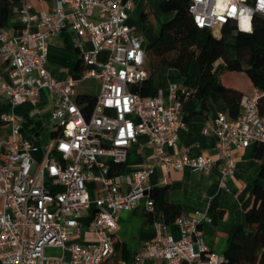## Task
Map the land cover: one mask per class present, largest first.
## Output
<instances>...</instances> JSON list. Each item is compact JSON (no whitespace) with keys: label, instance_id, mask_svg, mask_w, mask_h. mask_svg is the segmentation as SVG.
<instances>
[{"label":"built area","instance_id":"2783aa9c","mask_svg":"<svg viewBox=\"0 0 264 264\" xmlns=\"http://www.w3.org/2000/svg\"><path fill=\"white\" fill-rule=\"evenodd\" d=\"M259 2L190 0L189 11L197 27L217 37L219 31L221 37L222 28L232 23L239 31L253 32L255 15H264ZM18 7L23 26L17 37L0 34V101L10 106V111L0 113L10 128L6 138H0V264H111L121 214L143 200L148 212L155 211L149 186L154 166L208 172L219 162L225 188L236 170L234 149L264 144L262 94L255 90L242 98L237 120L219 112L209 127L219 140L218 160L168 151L178 144L184 100L190 93L176 84L155 97L133 91L150 77L144 36L129 24L134 0H56L52 9L40 11L21 0ZM35 24L43 30L32 31ZM70 27L77 35L88 33L93 49L83 50L78 40L85 69L80 78L61 80L48 69L49 38ZM89 78L99 79L101 88L86 115L77 90ZM44 92L55 98L49 121L57 136L37 162L40 149L25 135L24 119L13 110L25 103L37 107ZM142 137L154 148V163L130 175L113 172L112 166L123 165ZM93 204L89 229L95 242H71ZM175 223L178 238L157 221L155 238L136 261L121 264L224 263V255L210 251L203 238V225L213 224L209 210L181 215ZM47 249L60 253L48 256Z\"/></svg>","mask_w":264,"mask_h":264},{"label":"crops","instance_id":"0c3cea01","mask_svg":"<svg viewBox=\"0 0 264 264\" xmlns=\"http://www.w3.org/2000/svg\"><path fill=\"white\" fill-rule=\"evenodd\" d=\"M157 1L159 0H134L135 7L131 12L129 24L136 27L138 32L144 36V39L143 28H148L146 24L142 25L139 18L133 17L132 14H135L136 17L141 12L142 15L145 14L147 22L150 24L149 27L152 28L153 21H158L159 17L158 9L154 7ZM29 2L35 11L50 10L56 4V0H44L43 3L36 0H29ZM18 6L16 5L13 8L9 26L0 30V34L6 33L10 39H15L23 26ZM96 18H99V15ZM31 30L37 32L43 29L35 24L31 27ZM160 33L149 36L150 43L156 40ZM78 40L82 43L83 50L90 51L93 49L88 33L77 35L71 27L50 36L48 69L55 78L66 79L78 73L77 69L79 67L85 69L83 50L77 43ZM147 45L145 39V47ZM234 75L238 81L245 77L242 74ZM178 80L179 77L176 74L169 72L170 84H176L183 89V85H180ZM100 88L101 85L99 84L98 93L95 95L91 92H85L82 95L97 97ZM250 88L252 87L250 86ZM243 92L246 93L244 89ZM189 93L190 95L184 100L183 126L179 131L178 144L173 148H169L168 151L174 155L187 154L193 157L205 155L218 160L219 140L215 134L210 132L209 127L215 123L219 110L213 100L204 102L195 96L194 90H190ZM80 96L77 90V100ZM25 104L18 105L13 111L15 115L24 119V123L29 119L33 121L32 127L36 129V133H31L33 137L30 138L25 127L24 132L28 139L40 149L35 154V160L40 162L47 146L43 148L45 140L41 138L42 124H35L34 119L37 115L43 114L49 122L50 112L55 106V98L44 92L37 107L30 103L35 107V113L21 112ZM85 106L82 107L85 108ZM0 108L2 109L1 113L10 111V106L4 101H0ZM17 110L20 112L18 113ZM5 131V134H2L0 138H6L10 128L7 126ZM53 133H56L54 128L48 134L50 139L53 138ZM154 153L153 146L149 144L147 138L142 137L139 143L129 150L127 161L121 165V174L124 176L130 175L136 170L152 165L154 163ZM233 156L236 161V170L227 181L225 188L221 186L222 174L219 162L208 172L191 169L178 171L168 169L163 165H156L149 178L151 189L168 187L166 198L170 203L181 207V215H191L195 211H208L213 201L218 204V209L225 213L224 218L215 224H204L202 230L205 244L209 250L223 255L234 232L237 228L246 224V213L253 203L256 182H260L264 186V150L257 149L256 144H254L248 148L234 149ZM95 209V204H93L89 211L84 212L81 225L74 230L71 242L85 245L95 242V236L89 229ZM168 229L176 238L180 236L176 223L171 224ZM156 233L157 229L148 215L146 200H143L133 211L123 212L119 220V228L114 236L116 251L110 263L135 262L136 255L144 249L149 241L155 238ZM146 264L161 263L147 262Z\"/></svg>","mask_w":264,"mask_h":264},{"label":"trees","instance_id":"16d2710c","mask_svg":"<svg viewBox=\"0 0 264 264\" xmlns=\"http://www.w3.org/2000/svg\"><path fill=\"white\" fill-rule=\"evenodd\" d=\"M21 0H0V30L6 29L12 17L13 8ZM251 2V0H250ZM190 0H163L160 10L173 14L166 22L160 35L146 46L149 79L133 91L143 97H155L159 90L168 89L169 72L176 69L184 78L183 90L195 91V96L204 102L213 100L219 112L226 113L230 119L237 120L241 113V100L245 95L258 90L260 114L264 117V15L256 14L253 20V32H242L232 23L222 28L221 37L214 31L201 29L194 23L189 11ZM142 20L149 29L147 16ZM222 62L216 66L218 61ZM197 64L198 72L194 70ZM84 68H78L74 77L80 78ZM234 74H242L252 87L250 92L236 86ZM235 82L230 84L226 78ZM237 87L241 88L238 89ZM191 94H193L191 92ZM96 101L95 96L81 95L78 99L86 115H90ZM30 119L24 123L28 132L36 133ZM4 122L0 120V126ZM53 138L57 133L52 134ZM264 150V144H256ZM115 173H121V165H113ZM264 176V174H263ZM167 186L152 189L151 198L155 204L154 213L148 212L152 224L159 221L170 226L181 215V207L170 203L166 198ZM209 213L213 224L224 218V212L218 204L212 202ZM223 264H264V186L256 182L253 203L246 213V224L237 228L224 253Z\"/></svg>","mask_w":264,"mask_h":264},{"label":"rangeland","instance_id":"374dc122","mask_svg":"<svg viewBox=\"0 0 264 264\" xmlns=\"http://www.w3.org/2000/svg\"><path fill=\"white\" fill-rule=\"evenodd\" d=\"M161 1L162 0L157 1V4L154 6L156 9H158V12H159L158 13V15H159L158 21H156V22L153 21V26H152V28H149V30L146 29V28H143V33L145 35V39H146V42H147L148 45L151 42L149 36H151V35L152 36H155L156 34L160 33L161 32L160 30L162 29V26L166 22H168L170 19L173 18V14L164 13V12H162L160 10L159 6H160V2ZM150 11L153 12L152 10H150ZM132 15L135 18H139V21H140V23L142 25L145 24L144 21L142 20V12L139 13L137 15V17H136L135 14H132ZM217 35L219 37V35H220L219 31H217ZM221 62H222V60L218 61L216 63V66L219 65ZM194 65H195L194 66V70L196 72H198V68H197L198 66H197L196 62H195ZM170 73L176 74L179 77V80H178L179 84L180 85H183L184 78L182 77V75L180 74V72L178 70L172 69V70H170ZM226 80L228 82H231L230 84H233L235 82L233 79H231L229 77H227ZM99 84L101 85V81L99 79H97V78L84 79L82 81V83L80 84V86L78 87V93H79V95H82V94H85V92H91L93 95H95V94L98 93V85ZM235 84H236V86H240L241 88L247 90L248 92H250V90H251L249 83L244 78L240 79ZM35 111H36L35 110V107L33 105H31L30 103L25 104V106L23 107V110H21V112H25V113H27V112L28 113H35ZM1 112H2V109L0 108V113ZM17 112H18V110H17ZM44 119H45V117H44L43 114L42 115L41 114L40 115H37V117L34 119L35 124H39V125L42 124L43 131L41 133V138H43L45 140V143L43 145V148H45L46 146H48L49 143L51 142V139H50V137H48V134L54 128V125H53L52 122H50V121L48 122V120H46V119L44 120ZM4 127H5V125L4 126H0V136H2V134H5V132H6L5 130H7V126L5 128ZM28 134H29L30 138L33 137V135L31 134V132H28ZM59 253H60V251L57 250V249H47V251H46V254L48 256L59 255Z\"/></svg>","mask_w":264,"mask_h":264},{"label":"clouds","instance_id":"9594fccd","mask_svg":"<svg viewBox=\"0 0 264 264\" xmlns=\"http://www.w3.org/2000/svg\"><path fill=\"white\" fill-rule=\"evenodd\" d=\"M258 8H260V9H264V0H260V2H259V4H258ZM247 21H248V18L245 17V18H244L245 27L248 26V25H247Z\"/></svg>","mask_w":264,"mask_h":264},{"label":"snow or ice","instance_id":"6c2138e0","mask_svg":"<svg viewBox=\"0 0 264 264\" xmlns=\"http://www.w3.org/2000/svg\"><path fill=\"white\" fill-rule=\"evenodd\" d=\"M233 11H235V9H233Z\"/></svg>","mask_w":264,"mask_h":264}]
</instances>
